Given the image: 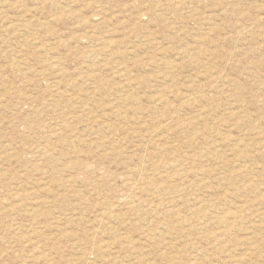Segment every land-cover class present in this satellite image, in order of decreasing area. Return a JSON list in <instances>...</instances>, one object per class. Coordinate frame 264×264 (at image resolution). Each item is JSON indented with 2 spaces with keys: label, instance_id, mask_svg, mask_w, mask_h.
Wrapping results in <instances>:
<instances>
[{
  "label": "rangeland",
  "instance_id": "rangeland-1",
  "mask_svg": "<svg viewBox=\"0 0 264 264\" xmlns=\"http://www.w3.org/2000/svg\"><path fill=\"white\" fill-rule=\"evenodd\" d=\"M0 264H264V0H0Z\"/></svg>",
  "mask_w": 264,
  "mask_h": 264
}]
</instances>
